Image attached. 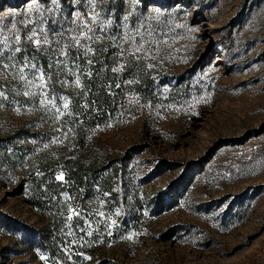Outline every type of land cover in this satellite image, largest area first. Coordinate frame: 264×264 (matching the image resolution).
Here are the masks:
<instances>
[{"label":"rangeland","instance_id":"374dc122","mask_svg":"<svg viewBox=\"0 0 264 264\" xmlns=\"http://www.w3.org/2000/svg\"><path fill=\"white\" fill-rule=\"evenodd\" d=\"M0 264H264V0H0Z\"/></svg>","mask_w":264,"mask_h":264},{"label":"snow or ice","instance_id":"6c2138e0","mask_svg":"<svg viewBox=\"0 0 264 264\" xmlns=\"http://www.w3.org/2000/svg\"><path fill=\"white\" fill-rule=\"evenodd\" d=\"M37 43H39V42L37 41ZM16 51H19V49H17ZM77 84H79V81L78 80H77ZM25 95H28V93H25ZM64 107L67 108L68 107V104L65 103L64 104ZM58 179H62V176L61 177H58ZM69 219H71V217H69Z\"/></svg>","mask_w":264,"mask_h":264}]
</instances>
